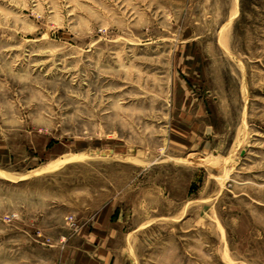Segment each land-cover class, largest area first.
Masks as SVG:
<instances>
[{"label":"rangeland","instance_id":"obj_1","mask_svg":"<svg viewBox=\"0 0 264 264\" xmlns=\"http://www.w3.org/2000/svg\"><path fill=\"white\" fill-rule=\"evenodd\" d=\"M0 145V264L112 198L115 264H264V0H0Z\"/></svg>","mask_w":264,"mask_h":264},{"label":"crops","instance_id":"obj_2","mask_svg":"<svg viewBox=\"0 0 264 264\" xmlns=\"http://www.w3.org/2000/svg\"><path fill=\"white\" fill-rule=\"evenodd\" d=\"M8 159L10 160L8 149L0 145V163L7 162ZM25 163L30 164L29 169H32L34 156L26 157ZM118 208L117 200L112 198L97 207L87 219L78 220L72 216L74 230L68 221L69 217L66 218V223L73 233L59 235L56 243L48 248L38 251L26 249L24 258L19 262L12 257L13 252H10L8 264H115L120 252L116 245L121 238L117 229L119 219L115 221Z\"/></svg>","mask_w":264,"mask_h":264},{"label":"bare ground","instance_id":"obj_3","mask_svg":"<svg viewBox=\"0 0 264 264\" xmlns=\"http://www.w3.org/2000/svg\"><path fill=\"white\" fill-rule=\"evenodd\" d=\"M85 158H87V156L85 154H82V153L80 155H76L75 154L73 156H70V157L66 158L65 160L63 159V160L48 164L46 166H43L40 169H38L37 171L32 172L31 174L32 175H41V174H44V173H50V172H53V171L59 169L61 166H63L67 162L74 161V160H83ZM133 159H135V158H133ZM31 174H29V176H31ZM0 175L3 176V177H8V178L12 177L9 173H6V172H4L2 170H0Z\"/></svg>","mask_w":264,"mask_h":264},{"label":"built area","instance_id":"obj_4","mask_svg":"<svg viewBox=\"0 0 264 264\" xmlns=\"http://www.w3.org/2000/svg\"><path fill=\"white\" fill-rule=\"evenodd\" d=\"M69 221L71 223V226H74L75 225L74 222H73V218L72 217L69 218Z\"/></svg>","mask_w":264,"mask_h":264}]
</instances>
